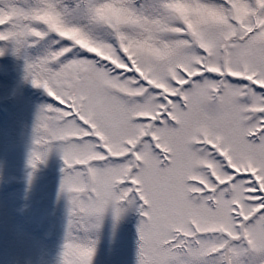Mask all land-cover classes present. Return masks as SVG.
<instances>
[{
    "label": "snow or ice",
    "instance_id": "obj_1",
    "mask_svg": "<svg viewBox=\"0 0 264 264\" xmlns=\"http://www.w3.org/2000/svg\"><path fill=\"white\" fill-rule=\"evenodd\" d=\"M6 57L46 97L29 166L63 162L57 264L130 214L135 264H264V0H0Z\"/></svg>",
    "mask_w": 264,
    "mask_h": 264
},
{
    "label": "rangeland",
    "instance_id": "obj_2",
    "mask_svg": "<svg viewBox=\"0 0 264 264\" xmlns=\"http://www.w3.org/2000/svg\"><path fill=\"white\" fill-rule=\"evenodd\" d=\"M22 75V62L0 59V264H57L63 235V202H57L63 162L53 152L35 170L28 164L35 114L46 97L22 84ZM138 219L130 214L119 222L111 217L105 221L96 264H135ZM114 236L118 241L113 251Z\"/></svg>",
    "mask_w": 264,
    "mask_h": 264
}]
</instances>
